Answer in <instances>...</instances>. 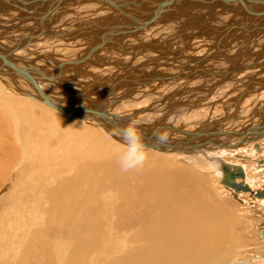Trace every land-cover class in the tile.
<instances>
[{"label":"bare ground","instance_id":"6f19581e","mask_svg":"<svg viewBox=\"0 0 264 264\" xmlns=\"http://www.w3.org/2000/svg\"><path fill=\"white\" fill-rule=\"evenodd\" d=\"M114 1L119 8L113 6L111 9L106 4L101 3L100 0H72L70 2L63 0V3L59 5V9L51 11L50 15L43 17L42 22L39 19H41L42 13L45 12L44 8H41L40 11H33L37 16L40 15L32 22L35 24L36 29L32 23L33 26H29L30 29L25 26L22 28L25 34L22 33L20 38L14 37V40L8 42V44L11 43L9 46L14 47L23 37L39 33L42 27L55 28V24L51 25V22H53L51 18L53 17L62 18L59 22L67 23L66 25L75 22L79 26L81 23L84 24L83 22L89 24L90 18H96L95 24L93 22L86 27H91V29L100 26L108 28L106 32L108 34L81 39V33H77L80 30H76L77 32L74 35L78 37L79 42L75 41L76 44L74 45L71 43L73 47H77V49L73 50L79 51L77 52L78 57L88 54L95 46L101 44L103 40L105 41L103 45L109 43L107 47L102 46L101 49H97L92 53V57L87 64V66H90L87 70L92 77H83L82 80L72 85L76 91L83 93L90 91V84L101 85L108 79H111V81H108L111 83L121 72H127L128 76L137 81H141L144 75L139 79L135 76L136 73H153L151 76L162 75L169 77V75H164V72L162 74L159 73L164 69H166V73L167 70L172 69L174 72L170 76L177 75L181 67H183L181 70L185 71L183 65L199 61L200 57L206 55V52L198 51L208 48L212 50L208 51L207 54L211 55L210 59L217 60L216 62L220 64L221 70H210L204 64L201 65L202 62L197 64L201 68L206 69V74H200L201 78L204 79L194 80L198 81L199 84L206 82L209 85L206 89L202 88V85L198 86V88H187L190 91L200 92V98H197L195 103L200 102L204 107L215 99L222 98V96H225L224 98L226 99V97H229L230 92L234 90L233 88L238 85L242 87L243 84L244 89L245 87L251 89L250 83L252 84L255 78L264 80V72H257L261 68L260 66L255 67L256 70L253 68L250 71L238 74L237 84L234 83L235 85L232 84L233 86H227L228 79L229 81L234 80L233 76H219L220 73L234 70L240 72L243 67L253 62L245 64L247 60L243 59V62L241 61L242 65L239 66V61L232 64L231 68L223 71L226 66L225 63H227L226 58L236 57L241 54L242 50L239 48L240 45L237 44V49L240 50L231 55L229 52L226 53V49H224L230 45V42H227L226 46L221 44L222 40H217L219 43L215 45L207 43L209 40L214 41V37L211 38V33H219L221 29L216 27V25L209 30L206 29V31L204 28L199 29V24L208 23L214 15L206 16L208 17L207 21H201L197 18L199 14L195 16L194 13H209L215 6L214 3L208 2L209 7L207 2L200 5L201 7H195L193 5L196 4L190 5L188 2L185 3L178 10L177 16L175 13H170L168 16L169 18L167 19L175 18V22L170 21L169 24L167 22H155L146 27L145 29L155 25L159 26V29L144 32L146 36L142 40H151V42L146 41L148 43H145V41H141V35L144 33L137 35L133 39L126 36L120 37L121 34L117 35L115 32L118 30L122 31L128 26L131 27L130 24L136 25L133 26L134 28L139 26L136 22L128 19L127 15L129 13L139 20L145 21L150 14V16L153 15L154 7L150 10H140L139 7H133V4L130 3V1L139 3V0ZM151 1L161 2L163 0H149V2H146L149 4V8ZM44 3L48 8L46 10L49 11L53 8L52 1ZM1 5L0 25L11 24L13 26L12 24L16 23V19L14 17L5 18L4 15L13 16L19 13L14 12L8 6L2 7ZM126 5L130 7L127 11L121 10V13L115 10L121 9V7ZM89 6L92 8L91 10ZM142 7L145 8L144 6ZM175 8L178 9L176 6ZM85 10L90 12H85ZM231 10L233 12L238 11L236 9ZM218 11L220 16H228L226 17L228 18L227 23H225L227 28L231 27L233 23L242 22V26L255 29V33L249 32L252 34L244 37L249 41L243 48L246 50V56L254 55L249 57V59L254 58L255 63L258 61L257 64H260L264 58L255 53L260 51L255 46V39L260 33L263 34L264 20L261 19L255 26V18L253 17H243V14H241L242 16H234L226 10L223 12L221 10ZM63 12L66 13L63 14ZM148 12L149 15H147ZM184 16L188 21H182L185 20ZM218 16H216L214 22H218L217 25H220L222 21L217 18ZM69 18L72 19L68 21ZM109 20L112 23H109ZM125 20L126 22L127 20L131 21V23H126L124 22ZM37 25L40 27L39 32H37ZM78 25L75 24L73 26ZM119 26H121L120 29L117 28ZM7 29H10V27H7ZM167 29L170 32H166L165 30ZM172 30L176 32L172 33ZM207 32H209V35L206 36ZM55 33L61 34L62 32L55 31ZM149 33L150 35H148ZM46 36L42 35L36 38H41V41L50 48L52 45L44 39ZM47 38L52 37L47 36ZM116 38H121L122 47L114 42ZM127 39L129 41L125 42ZM196 39L200 41L198 42ZM80 40L83 42H80ZM225 40L228 41V39ZM240 40L243 41L244 39ZM117 41L120 42V39H117ZM161 41L165 43V47ZM174 41L176 43L172 47L171 44ZM201 41L204 43L202 44ZM153 44L158 46V48L156 47L157 51L159 50L169 59L161 60L157 54L156 56L152 52H145V57L143 58L142 56L141 58V51L149 45L154 46ZM31 45L33 43L29 42L28 47ZM41 46L44 47V45ZM253 47L256 51L252 49ZM182 48H184V52L179 50ZM62 49L65 50L64 48ZM29 50L32 51L33 47L29 48ZM186 52H188V55L185 54ZM217 52H221L222 55H217ZM23 53L28 54V52ZM179 54L180 56L178 57ZM29 57L33 59L31 55ZM110 58L129 62L126 66H120L119 63L109 60ZM174 58L179 60L178 63L174 62L173 64ZM246 58L248 59V57ZM145 59L146 63H142ZM180 59L185 61H180ZM249 61L252 60L250 59ZM133 62L138 64L135 65ZM153 63H156L158 67ZM145 64L149 65L148 68L145 67L146 71L144 68L140 70L141 66ZM176 64L178 67L175 66ZM109 67L115 68L116 71L112 75L107 76ZM137 67L140 68L138 69ZM94 70L98 72V75ZM172 70L170 71L172 72ZM210 72L215 73L219 79L214 78L216 76H210ZM119 76L121 78V74ZM207 76L211 80H208ZM130 81H126L123 88L129 86L131 92ZM260 81L257 80L255 83ZM167 82L169 83H161V87L163 84H173L174 86L182 84L181 80ZM22 83L21 87L24 91H27L32 96H38L32 87L24 82ZM155 83L139 89L135 95L131 96L130 100V95L128 94L121 97H118L120 93L111 95V97L118 98L106 101L107 105H105V108H108L113 101L118 99H122L123 102L113 103L114 105L111 108L127 101H132L136 105L135 107H139L140 103L147 100L151 101L148 97H150L149 94L153 95L156 90ZM39 84L41 89L46 91L49 96L59 95L60 98L65 96L61 95L63 94V85H61L62 87H57L51 84L46 86L43 82H39ZM101 88H106V85H102ZM206 90L208 93H205ZM5 91L16 94H6ZM94 91L95 87H92L88 96H92ZM146 91H150V93ZM184 91L187 90L184 88L179 89L178 92L171 93L159 101L154 96L152 97L156 100L154 104L148 102V107H140L127 117H132L130 122L134 121L133 118H135V122L141 123L137 121L141 112L146 111L147 115L159 114H152L156 112V104H162L165 99L179 95ZM244 91L247 92V90ZM249 93L246 94L249 95ZM259 99L264 100V89L257 92L255 96L250 94V97L246 96L245 98L243 97L242 101L239 100L241 104L245 103L243 105L247 107V105L255 104L256 100L258 102ZM38 100L24 96L19 86L6 78H0V137L4 136L3 133L6 136V141L0 143V264H239V261H236L234 257L232 258L233 247L243 241L241 235L237 234V220L226 207L214 206L207 200L205 180L201 175L188 167L170 165L173 163L170 158L166 155L159 156L157 154H147V161L140 170L124 172L118 163V154L124 147L119 142L121 139L117 141L105 130L95 126L92 127L89 123H84V125L78 121H73L62 115L61 112L46 105L44 106ZM53 100L55 99L53 98ZM57 104L63 108L74 106V104L61 102H57ZM177 104L175 107L176 113L172 109L168 110L167 116L162 119L163 121L159 120L162 122L159 123L158 121L153 125L174 126L177 118L183 117L181 115H185V122L178 119V124L184 123L187 125V123L194 122L196 114L201 115L202 119L199 120L201 125L206 123L205 118L208 113L201 112L202 108L196 110L197 113L194 114L193 120L190 116L191 107L180 106V103ZM256 110L258 111V109ZM250 114L254 117L253 124L256 123L255 112L250 110ZM172 120H174V125ZM120 122H122V126L127 124L124 119ZM234 123L236 122L231 125H235ZM175 127L178 128V125ZM217 127L222 128L221 125H217ZM204 130L211 132L208 131L207 126H205ZM14 139L18 141L19 146L15 144ZM263 139L258 141L263 146V150L259 154L264 153ZM247 147L250 149L248 152L249 156L242 161L245 164V161L248 160L250 164L246 165V163L242 167L251 176L250 171L252 169L255 171V167L251 164L253 145ZM208 153L212 155L210 158L215 159H225L226 155L230 154L229 151ZM203 154L199 152L187 155V158L190 163H194L195 167L201 166L207 171H214L216 175L220 174L219 170L221 168L218 169V163L215 161L208 162ZM263 161H259L258 164L261 165L264 174ZM249 174L246 177V184H249V187L255 188L261 185L260 183L263 181L260 182L255 177L253 179L249 177ZM9 181H12L11 185L8 183ZM217 182H220L218 178L215 182L216 186ZM223 188L219 189V194L226 193ZM229 192L234 197L233 192ZM238 198H241V195ZM262 201L264 202V200ZM250 205L252 204L250 203ZM261 212L264 215V207L262 206ZM260 224H258L260 227L259 236L264 229V224H262L263 228H261ZM262 242L264 246V240ZM256 258L264 264V256L259 255ZM231 259L232 261L230 262Z\"/></svg>","mask_w":264,"mask_h":264},{"label":"water","instance_id":"95a60500","mask_svg":"<svg viewBox=\"0 0 264 264\" xmlns=\"http://www.w3.org/2000/svg\"><path fill=\"white\" fill-rule=\"evenodd\" d=\"M52 1L53 8L48 11L47 15H50L51 11L59 9V5L63 3V0H0V4L4 6H8L11 10L19 13L20 15L26 14V12H33L35 11L40 4L43 2H49ZM69 2L72 0H68ZM185 0H163L161 2H151V7H154L153 15L150 16L149 12L147 15H149V18L145 21H141L132 14H128L127 17L129 20L136 22L139 26L134 27H125V29L118 30L115 32L117 35L125 33L127 37L132 36L133 34L139 33L143 30H145L146 27L149 25L155 23V22H167L169 24L170 21L175 22V18L167 19L170 13H179V9H176L175 6L179 2H183ZM194 2L193 4H204V3H214V7L211 12H207L204 14L199 13L197 18L201 21H207L208 17L211 16L210 21L214 22L215 17L219 15V11H229L232 14L231 15H240L243 14V17H253L258 18L259 20H264V0H188ZM101 3H104L107 5V7L111 8L114 6L115 8H119L114 0H100ZM199 5H195L197 7ZM126 7V8H125ZM121 7V9H115L122 13L121 10L127 11L128 6ZM225 8V10H224ZM231 9L238 10L237 12H233ZM240 9V10H239ZM170 10V11H169ZM173 11V12H172ZM241 11V13H240ZM167 16V17H166ZM45 17V16H43ZM39 19L41 22L44 18ZM241 24L242 22L233 23L231 27H223L221 31H224V36L229 38L230 34L234 30H240L243 32H252L255 33V29H249L250 27H244ZM239 26V27H238ZM242 26V27H241ZM118 29L121 28V26L117 27ZM124 28V27H123ZM262 31H264V28H262ZM74 32V31H72ZM123 32V33H122ZM251 33V34H252ZM248 34V33H247ZM250 34V35H251ZM261 34V33H260ZM47 35L49 37H56L58 39H61L63 44L61 48L68 49L71 48V43H74L77 39L76 37H72L69 33L57 35V33H48L47 30L44 29V27L41 28L40 32L34 35H29L26 37H23L20 42L17 43L14 47H4L0 43V78H6L7 80L13 82L15 85L20 87V90L24 96L31 97L33 99H39L41 103L44 105L51 107L52 109H55L56 111H59L69 117H73L76 119H80L82 122L85 123H92L91 125L95 127H99L103 130H105L107 133L111 134L117 141L119 139L115 136L118 135V130L123 129L126 126H128L129 122L131 121L132 117H122L121 119H118L119 116H114L110 113V108L114 105L113 103H121L123 102L122 99H118L117 101H113L108 108H105V105H107V100L111 95H116L117 93L123 89V85L126 83V81H130V88L131 92H127L128 95H130V98H132V95H135L139 89L145 88L147 86H150L154 82H167V81H177V80H190V78L193 80L195 78L194 75H188L186 71H191L192 73L196 74H206V69H203L197 65L199 61H206L210 58L211 55H205L204 57H200L199 61H193V63H187L184 66L185 71L181 70L183 67L180 68V71L177 75H172L169 77H165L162 75L158 76H151L153 73H136V77L141 79V81L134 80L131 76H128V74H125L121 76H118L115 78L114 81L111 83L108 81H111V79L106 80L104 84H90L89 87L90 91L88 92H78L75 90V88L72 86L73 84L77 83L79 80H82L83 77L89 76L92 77V75L86 71L87 66L90 58L92 57V53L97 50L101 49L102 45L105 43L103 42L93 48L88 54H85L83 57H75L73 59L71 58H65L63 60H59L55 57H53L52 60L55 61L52 68H50L49 71H43L40 69V67L35 62H28L24 55H21L22 52H28L29 55L33 57H37L39 53H31L29 49H27V44L35 40L36 37ZM116 38L114 42L116 44H119L120 47L123 46L121 42H118ZM206 39V37H205ZM26 42H23V41ZM163 44V43H162ZM227 45V44H226ZM139 46V45H137ZM252 49H255L254 47ZM251 49V50H252ZM181 52H184V48L179 49ZM145 52H152L154 54H157L161 60H168L169 58L165 55H163L162 52L159 50L157 51L156 46H147L143 51H141V54L144 55ZM127 54V53H126ZM123 54V55H126ZM242 54V55H241ZM236 57L233 58H226L227 61H230L231 63L235 64L236 62H241L244 57H251L254 56L251 54L250 56H246L245 53L242 52ZM261 57H264V51L259 53ZM45 56V55H44ZM227 57V56H225ZM178 63V59L174 58L173 63ZM151 63V62H150ZM155 64L157 67L158 65ZM148 64H145L141 67L148 68ZM192 66V67H191ZM256 66H262L264 67V64H256ZM255 67V63H251L250 65L243 67L242 71H232V72H224L220 73L219 76H238V74H241L242 72L250 71ZM138 68V67H137ZM140 68V67H139ZM138 68V69H139ZM237 69V68H235ZM194 71V72H193ZM209 71V70H207ZM234 73V74H233ZM210 76H216L215 73H209ZM184 76V77H183ZM229 76V77H230ZM128 78V79H127ZM214 78H218L217 76ZM138 79V80H139ZM219 79V78H218ZM24 82L28 86L32 87L35 92L37 93V97L30 95L27 91H24L21 87V85ZM39 82H49L54 84V86L62 87L64 88L61 94L64 96L63 98H60L59 95L56 96H49V94L42 90L40 87ZM260 90L264 89V80H261L260 82ZM102 85H106V88H101ZM206 86V85H205ZM95 87V93H93L92 96H88L89 93H91V88ZM101 88V89H100ZM185 90L190 91L186 87H184ZM213 90V89H212ZM184 91V92H187ZM183 93V92H182ZM121 96V95H120ZM53 98L55 100H53ZM224 98L220 100L212 101L208 104H206V108L209 107H215L219 104H222L225 106V116L221 118H214L212 121H208L204 124V127L197 129L196 131H185V128L188 127L184 123L180 125V127H173L172 125H146V123H137L135 122V126L140 130V133L143 137V143L146 146V149L152 150V151H159L161 153L165 154H184V155H193L197 154L199 152L205 153V152H214V151H237L242 146H252L253 145V151L255 152H261L262 147L258 143V141L262 140L264 138V108L258 112L255 113V118L257 119L256 123L253 122V115H249L247 117V124L241 125V131L231 129H221V130H215L211 132H206L204 130L205 126H208L210 124L212 125H221L226 126V124H229L230 121L237 120L240 121L241 117L237 116V112L230 114L228 111H226V107L229 104V102H224ZM57 102L66 103V104H74L73 107L63 108L60 107ZM184 104L188 107H191L190 109H198V108H204L203 105L199 103H194V101L190 102H183L181 105ZM149 110V109H148ZM191 110V111H192ZM151 113V112H150ZM143 114H148L146 111H143L139 114V116H143ZM152 114H155L153 112ZM167 116V115H165ZM125 120L127 124H124L122 126L121 120ZM135 121V118H133ZM163 121V120H162ZM162 121H159L161 123ZM181 121H184L182 119ZM185 122V121H184ZM170 132L171 134H177V136H182L179 139H171L169 135L167 136V140L163 143H161L158 139V135H165L166 133ZM219 138H226V140L221 141ZM122 139V137H121ZM123 144L122 140L119 141ZM249 151H247L248 153ZM238 159H244L242 156H238ZM207 161L213 162L221 165L222 170H219L222 172V176L220 177V184L226 188V190L232 191L234 197L241 203V199L238 198L239 195L242 193H249L251 195L252 199H264V190L261 191H252L251 188L246 184V174L245 169L236 164L227 163L222 160V158H207ZM259 163V162H258ZM264 163V161H263ZM240 181V183L238 182ZM263 227V225H262ZM261 238H264V229L261 231L260 234Z\"/></svg>","mask_w":264,"mask_h":264},{"label":"rangeland","instance_id":"374dc122","mask_svg":"<svg viewBox=\"0 0 264 264\" xmlns=\"http://www.w3.org/2000/svg\"><path fill=\"white\" fill-rule=\"evenodd\" d=\"M146 2H149V0H139V3H134V1H130V3L131 4H133L132 6L133 7H139L140 8V10H145V9H147V10H150V9H152V7H151V5H150V8L148 7V3H146ZM151 2H153V1H151ZM156 2V1H155ZM189 3L190 5L191 4H193L192 3V1H188V0H185V1H183V2H179V3H177V5H176V7L178 8V9H181L183 6H184V4L185 3ZM196 5H203V4H196ZM142 6H144L145 8H143ZM193 6H195V5H193ZM201 7V6H200ZM130 8V7H129ZM89 9L91 10L92 8H90V6H89ZM88 9V10H89ZM88 10H85V12H90V11H88ZM15 12V11H14ZM192 12H193V10H192ZM199 12H201V11H199ZM64 13H66V12H63V14ZM189 14H192V13H189ZM195 14V16H196V14L198 15L199 13H197V12H195L194 13ZM193 14V15H194ZM176 16H177V14H175ZM17 15L15 14V15H13V16H11V15H9V16H7V15H4V17L5 18H10V17H16ZM220 16V15H219ZM217 17V18H222L223 16H220V17ZM185 17V16H184ZM73 18V17H72ZM72 18H69L68 19V21H70V19H72ZM216 18V17H215ZM52 20H53V22H51V25L52 24H55V28H54V30L55 31H59V33H61V34H66V33H69L72 37H76V35H74L75 34V32H77V31H79V25L77 24V23H75V22H73V23H71L70 25H66L67 23H64V22H59L61 19H59V18H56V17H53V18H51ZM56 19V20H55ZM59 19V20H58ZM64 19V18H63ZM92 21H91V20ZM89 19V24H91V23H93L94 22V24L96 23V18H90ZM111 19V18H110ZM179 19H183V18H179ZM185 20H182V21H188L187 19H186V17L184 18ZM19 19H17L16 20V23H13L12 25L13 26H11V24H1L0 25V43H1V45L3 44L4 46H6V47H10L9 45L11 44H8V42H11V41H13L14 39H13V36L12 35H15L16 33H18V38H20V36L22 35V33H24L23 31H22V26H23V22H22V19L20 20V21H18ZM228 20V18H226V19H224L223 21H222V23L220 24V25H217V23L218 22H212V21H208V23L206 24V27L205 26H203V27H201V28H199V29H203V28H208V27H215L214 25H216V27H218V28H220V29H222L223 27H225V23H227L226 21ZM109 23H112V21L111 20H109L108 21ZM124 22H126V20L124 21ZM18 23V24H17ZM31 22H29L28 24H27V26L29 27V26H33L32 24H34V23H32V24H30ZM84 24H85V26H89V24H86L87 22H83ZM100 23V22H99ZM98 23V24H99ZM126 23H131V21H128L127 20V22ZM214 23V24H213ZM78 25V26H73V25ZM57 25H59V27H57ZM5 26V27H4ZM38 26V25H37ZM7 27H10V29L8 30L7 29ZM13 27V28H12ZM19 27V28H18ZM33 27H35V29H36V26H35V24H34V26ZM56 27H57V29H56ZM74 27V28H73ZM163 27V26H162ZM12 28V29H11ZM38 28H39V26H38ZM51 28V27H50ZM66 28V29H65ZM77 28V29H76ZM14 29V30H13ZM51 29H53V27L51 28ZM51 29H49V27H48V30L47 31H49V32H51V33H55V31L54 30H51ZM60 29H61V32H60ZM65 29V30H64ZM196 29H198V28H196ZM77 30V31H76ZM161 30H163V29H161ZM65 31V32H64ZM67 31V32H66ZM72 31H74V32H72ZM98 31V30H97ZM107 31V30H106ZM166 32H170L168 29L167 30H165ZM173 32L172 33H175L176 31L175 30H172ZM64 32V33H63ZM101 32H102V30H101ZM178 32V31H177ZM199 32H201V31H199ZM21 33V34H20ZM88 33V32H87ZM143 32H141L140 34H142ZM221 33V34H220ZM235 33H236V35H235ZM25 34V33H24ZM125 33H123V34H121L120 35V37H122V36H126L127 37V35H124ZM137 34L138 33H136V34H133L132 36H130V37H132L133 39H134V37H136L137 36ZM197 34V33H196ZM232 34H233V36H232ZM81 35L84 37V35L81 33ZM148 35H150V33L148 34ZM207 35H209V32H207V34H206V36ZM243 35H245L244 33H242V32H240L239 30H238V33H237V30H235V31H233L231 34H230V36H229V38H227V37H225L224 36V31H220L219 33H215V34H212L211 33V36H213L214 37V41L212 42L211 40H209V42L207 41V43H211V45H215V44H218L219 42H217V40H219V41H221V44L223 45V46H226V44H227V42H230V45L229 46H227V47H225L224 49H226V53H231V55L232 54H235V53H237L240 49L242 50V51H246V50H244L245 48H243L245 45H247L248 44V41L249 40H247V39H245V38H243L244 40L242 41V40H240V39H242V38H240V37H242ZM144 36H146V33H144V34H142L141 35V41H145V43H148V42H151V40L149 39V40H142L143 39V37ZM235 36H236V39H235ZM3 39H2V38ZM83 37H81V39L83 38ZM158 37H160V36H158ZM158 37H156V38H158ZM218 37H219V39H218ZM244 37V36H243ZM77 38V40H75L76 42H79L78 40V37H76ZM131 38V39H132ZM152 38H154V37H152ZM39 39V40H38ZM216 39V40H215ZM225 39H228V41H226ZM198 42L200 41L199 39H196ZM34 40H32L31 42H33ZM38 41V42H37ZM39 41H41V38H36L35 39V41L33 42V43H35V44H33V45H31V46H29V47H27V49H29V48H31V47H33V49L35 50V49H37L36 51H35V53H39V55L36 57H33V56H31V57H33V59H30V60H28V62H35V63H37V65L40 67V69H42L43 71L45 70V71H49L50 70V68H52V66H53V64H54V60H52V61H50V60H47V58H48V56H47V54L49 53H47L46 52V55H45V53H44V51H48V46L46 45V44H44L42 41L41 42H39ZM129 40L127 39V40H125V42H128ZM146 41H148V42H146ZM164 41V40H163ZM163 41H161V42H163ZM5 44H4V43ZM76 42H74V43H72L73 45L74 44H76ZM80 42H83V41H81L80 40ZM120 42H122L121 41V38H120ZM133 42H135V41H133ZM202 42V41H201ZM232 42V43H231ZM243 42H247V43H243ZM39 43H41V44H39ZM174 43H176V41H174L172 44H171V46L173 47V45H174ZM204 42H202V44H203ZM234 43V44H233ZM62 44H63V42H62ZM72 44H70L71 45V47L72 48H68V49H65V50H63V51H61V52H58L57 53V55H56V57L55 58H57V59H59V60H63V59H65V58H71V59H73V58H75V57H77L78 56V54H77V52H79L78 50H76V51H74L73 49H77V47H73L72 46ZM109 43H107L106 45H108ZM122 44H123V42H122ZM128 44V43H127ZM220 44V45H221ZM225 44V45H224ZM237 44H239L240 46H239V48L240 49H237ZM39 45V46H38ZM41 45H44V47L43 46H41ZM112 45V44H111ZM154 45V44H153ZM46 46V47H45ZM157 48H158V46L157 45H155ZM163 46L165 47L166 45H165V43L163 42ZM41 47V48H40ZM143 47V46H142ZM214 47V46H213ZM212 47V48H213ZM233 47V48H232ZM242 47V48H241ZM263 47H264V44H263ZM260 49V47L257 49V50H259ZM51 50V49H50ZM206 50V51H205ZM210 50H212V49H204V50H200V51H198V52H206V54L208 53V51H210ZM66 51V52H65ZM108 51V50H107ZM234 51V52H233ZM242 51H241V53H242ZM80 52H82V51H80ZM21 54V53H20ZM186 55H188V52H186L185 53ZM191 54H194V53H191ZM205 54V53H204ZM23 55H25V53L23 54ZM45 55V56H44ZM141 55V58H142V56H143V58L145 57L144 55H146V54H144V55H142V54H140ZM156 55V54H155ZM208 55V54H207ZM213 55V54H212ZM157 56V55H156ZM180 56V54L178 55V57ZM155 57V56H154ZM232 58V57H231ZM262 58H264V57H262ZM252 60V61H249V60ZM248 58V59H244V60H247V62H245V64H248V63H250V62H253V63H255V59L254 58ZM254 59V60H253ZM256 59H257V57H256ZM111 60H113V59H111ZM259 60L260 61H262L260 58H259ZM113 61H115L116 63H119V64H121L122 62H123V60H121V59H119V60H113ZM179 61V60H178ZM180 61H183V59H180ZM185 61V60H184ZM183 61V62H184ZM217 60L216 59H208V60H206V61H199V62H202L201 63V65H205V67L207 66V68L209 69L210 68V70H221L220 68H221V66H220V64H218L217 62H216ZM243 62V61H242ZM53 63V64H52ZM135 65L136 64H138V63H135V62H133ZM142 63H146V59L142 62ZM213 63V64H212ZM258 63V61H256V63H255V67H257L256 66V64ZM174 64V63H173ZM261 64H264V60L262 61V62H260V64L259 65H261ZM50 65V66H49ZM225 65H232V63L230 62V61H227V63H225ZM121 66V65H120ZM176 67H178L177 66V64L175 65ZM210 66V67H209ZM199 67H200V65H199ZM255 67H254V69H255ZM261 68H259L258 69V71L257 72H260V73H262V72H264V67H262V66H260ZM113 68V67H112ZM144 68V70L146 71V69H145V67H141V69L140 70H142ZM91 69H93V68H91ZM109 69H110V67L108 68V70H107V73L109 72ZM115 69V68H114ZM262 69V70H261ZM139 70V71H140ZM165 70V71H164ZM163 71H160L161 73H159V74H162L163 72H164V75H170V74H173V72H174V70H172V69H170V70H172V72L170 71V70H167V73H166V69H164ZM256 70V69H255ZM261 70V71H260ZM95 72H97L96 70H94ZM170 71V72H169ZM147 72H149V71H147ZM189 72V71H188ZM188 72H186V73H188ZM124 74L125 73H127V72H123ZM255 73V72H254ZM189 75H194L195 76V78L194 79H196V80H201V79H204V78H201V76L199 75V74H194V73H191V71L189 72ZM199 75V76H198ZM208 77V76H207ZM234 77V80L232 81V80H230L229 81V79H228V81H227V86H229V85H231V86H233L232 84H237V81H238V78H237V75L236 76H233ZM199 78V79H198ZM192 80L191 78H190V80H182L181 82H182V84L181 85H179V86H174L173 84H171L172 86L171 87H161V83H163V82H156L155 84V91L153 92V95L152 94H149L150 95V97H148L151 101H148V102H150L151 104H154L155 102H156V100H155V98H152V97H154V96H156V98H157V101H159V100H161V99H164L167 95H168V93H171V91L173 92L174 90L176 91V90H179L180 88L182 89V88H184V87H186V88H190L192 85H194V87H198V86H201L202 88H204V89H206L208 86L206 85L205 86V84H206V82H203V83H201V84H199V83H197L196 82V80ZM208 80H211V78H209L208 77ZM212 80H214V79H212ZM178 81V80H177ZM236 81V82H235ZM43 83H45V85L46 86H48V85H54V84H52V83H49V82H43ZM165 83H169V82H165ZM205 83V84H204ZM48 84V85H47ZM234 84V85H235ZM255 84H257V85H259L260 83H255V81H252V84L250 83V86H255ZM170 85V84H169ZM157 86V87H156ZM181 86V87H180ZM240 86V87H239ZM234 90L233 91H231L230 92V95H229V97H226V99L224 98L225 96H222V98H224L225 100H223L224 102H229V104L228 105H232V106H236V108H237V110L235 111V112H237V115H239V112H240V114H241V106L243 105V103L241 104L240 102L243 100V97L245 98L246 96H248L246 93H249V96H250V94L252 95V96H255V94L257 93V92H259L260 91V86H259V88L258 89H256L255 90V88L252 90V89H248L247 87H245V89H244V85L242 84V87H241V85H238V86H236L235 88H233ZM236 89V90H235ZM30 90V89H29ZM244 90H247V92H245ZM261 90H263V89H261ZM161 91H162V93H161ZM249 91V92H248ZM6 92V94H16V93H14V92H8V91H5ZM147 93L149 92L150 93V91H146ZM93 93H95L96 94V92L94 91ZM119 93H121V94H127V92H124V88L119 92ZM155 93V94H154ZM232 93V94H231ZM184 94H186V95H184ZM199 94V95H198ZM254 94V95H253ZM184 95V97H183V99H180V98H178L179 96L178 95H176V96H171V97H169L168 99H165V101H163V103L162 104H156V112L155 113H159V114H156L157 116H159V119L162 117H164L167 113H168V110H170V109H172L173 110V112H176V110H175V107L178 105V104H176V103H180L181 104V102H190V100L192 101H194V103L196 102V99L197 98H200L199 96L201 95L200 94V92H196V91H188V92H183L182 94H181V96H183ZM235 95V96H234ZM235 97V98H234ZM142 98V97H141ZM222 98H219V99H215V100H220V99H222ZM109 99H112V97L110 96L109 98H108V100L107 101H109ZM241 101H240V100ZM176 100V101H175ZM214 100V101H215ZM233 100V101H232ZM176 102V103H175ZM231 102V103H230ZM144 103L145 102H143V103H140V106L139 107H135L136 105H134V102H132V101H127V102H124V103H122V104H119V105H116V106H114L113 108H110L111 110H110V113L112 114V115H114V116H119V118L118 119H121V116L122 117H125V116H128L131 112H134V111H136L137 109H139L140 107H143L144 106ZM199 104H201L200 102H198ZM162 105V106H161ZM171 105H172V107H171ZM182 105H184V104H182ZM182 105H180V106H182ZM228 105H227V107H228ZM239 105V106H238ZM45 106V105H44ZM165 106V107H164ZM164 107V108H163ZM223 107V108H222ZM225 106H223L222 104H219V105H217L216 106V108H218V109H221V110H223L224 111V116H225V108H224ZM227 107H226V111H228V109H227ZM239 107V108H238ZM245 108V106L243 105V108L242 109H244ZM239 109V110H238ZM163 110V111H162ZM166 110V111H165ZM196 110L197 109H193L192 111H191V113H190V116L192 117V119L194 120V114H196L197 112H196ZM181 111H183V110H181ZM201 112H207L208 113V115L207 114H205V115H207L206 116V118H205V120H207V118H211V120H213L214 118H221V117H215L210 111L211 110H209V107H207L206 108V106H204V108H202L201 110H200ZM252 111H253V109H252ZM166 112V113H165ZM229 112V111H228ZM164 113H165V115H164ZM62 115H64V116H66L67 118H69V119H72L73 121H78V122H80V123H82V124H84L85 122H82L80 119H74L73 117H69V116H67V115H65V114H63V113H61ZM193 115V116H192ZM249 115H251L250 114V112L247 114V115H243L242 117H241V120L240 121H237V120H233L232 121V123L233 122H236V123H234L235 125H231L232 123H229V125L228 124H226V126H224V129H229L230 128V125H231V129H235V130H238V131H241L242 129H241V126L240 125H242V124H245L246 126H248L249 124H247V117L249 116ZM152 116V115H151ZM181 116H183V117H181V118H177V117H175V118H177V120L176 119H174V120H176V125H174V120H172V124L174 125L173 127H175V126H177L178 125V127H180V125L181 124H178V119L179 120H182V119H184L185 118V115H181ZM196 116V119L194 120V124L193 123H187V125H188V127H186V129H185V131H196L197 129H199V128H202V127H204V125H202V126H199V125H201V121H199V120H201L202 118L199 116V114L197 115H195ZM149 117H148V115L146 114V115H143V116H139L138 117V119H137V121H139V122H145L147 119H148ZM197 118H199V119H197ZM209 120V119H208ZM149 121H151V120H148V122ZM195 121H197V122H195ZM207 122V121H206ZM253 123V122H252ZM85 125V124H84ZM90 126H92L93 127V125H91V124H89ZM4 134V136L2 135V137H0V143H4L5 141H6V136H5V133H3ZM165 135H169L170 136V138H172V139H179L180 137H182V136H177V135H173V134H171L170 135V132L169 133H166ZM1 136V135H0ZM117 137H118V139H121V136H118V135H116ZM122 140V139H121ZM219 140H221V139H219ZM264 140V139H263ZM4 141V142H3ZM222 141V140H221ZM14 142H15V144L17 145V146H19V144H18V141H16L15 139H14ZM118 144V143H117ZM119 145V144H118ZM252 151H253V149H252ZM254 152V154H255V151H253ZM146 153L147 154H157V155H159V156H163V155H166L168 158H170V160L173 162L172 164H170V165H173V166H175V165H178V166H182V167H188V168H191L192 170H194L195 172H197L199 175H201L202 177H203V179L205 180V188H206V194H207V200L209 201V202H211V204L212 205H214V206H217V207H226L227 208V210L229 211V212H231L232 213V215H234L235 216V218H236V220H237V223H238V226H237V234H239V235H241V237L243 238V241L241 242V243H238V244H236L234 247H233V249H232V252H233V254H232V258L234 257L235 259H236V261H239L238 263L239 264H262L261 262H260V260H258L256 257H259V255H262V256H264L263 254H264V249H261V248H264V246L262 245L263 244V240L264 239H262V238H260V236H259V233H260V227L258 226V224L259 223H261L260 225H261V228H263L262 227V224H264V215H263V210H262V212H261V204H258V206H257V208L256 209H254L255 208V206H253L254 204H255V200H253L252 198H251V196H250V194H245V195H243V197H242V194H241V203L237 200V199H235L233 196H232V194L228 191V190H226V189H224L223 188V186L220 184V182L218 183L217 182V186L215 185V182H216V179L218 178L219 180L221 179L220 177L223 175L222 174V172H220V174H214V171H212V170H209V171H207V170H205V169H203L201 166H198V167H195L193 164L194 163H190V160L187 158V155H175V154H163V153H161V152H158V151H152V150H146ZM206 153V155H211L210 153H208V152H205ZM205 153L203 154L204 156H206L205 155ZM249 153H247V152H245V155L243 156V157H245L246 155H248ZM177 156H179L178 158H177ZM261 159H263L264 160V156H262V157H260ZM206 159V158H205ZM223 159V158H222ZM246 159V157L244 158V159H240V161H239V159L237 158V157H234L233 156V153H231L230 152V154H228V155H226V157H225V159H223L224 161H226V162H231V163H233V164H239V165H245V164H243V161L242 160H245ZM207 160V159H206ZM209 162V161H208ZM253 166H254V164H253V162L251 163ZM246 165H248V163L246 164ZM165 166H167V165H165ZM248 167V166H247ZM14 170V169H13ZM255 170L257 171V172H261L262 174H263V170L262 169H258V166L255 168ZM254 170L252 169L250 172H251V176H250V174H249V177H252L253 179H254V177H255V171L253 172ZM14 173H15V170H14ZM222 174V175H221ZM261 174V175H262ZM264 175V174H263ZM259 178H261L262 179V177H260V176H258ZM11 182L12 181H9L8 183L11 185ZM261 182V181H260ZM239 183H240V181H239ZM8 184V185H9ZM260 186V185H259ZM261 186H263L262 184H261ZM220 188H223V190L226 192V193H221V194H219L220 192H218L219 191V189ZM251 188V187H250ZM218 189V190H217ZM252 189V191H254L255 190V188H251ZM212 192V193H211ZM222 192V191H221ZM240 196V195H239ZM238 196V197H239ZM245 196V197H244ZM247 196V197H246ZM245 198V199H244ZM260 202H262V200H260ZM248 203H251L252 205H248ZM262 207H264V205L262 204ZM258 214V217L259 218H257V217H255V215H257ZM255 258V259H254ZM232 261V259L230 260V262Z\"/></svg>","mask_w":264,"mask_h":264},{"label":"crops","instance_id":"0c3cea01","mask_svg":"<svg viewBox=\"0 0 264 264\" xmlns=\"http://www.w3.org/2000/svg\"><path fill=\"white\" fill-rule=\"evenodd\" d=\"M208 4V3H207ZM2 7L4 6V5H1ZM208 7H209V4H208ZM41 8H44V11L46 12H43L42 13V17L43 16H46V14L48 13V10H46V9H48L47 8V6H46V4L43 2L42 4H40L39 6H38V9H36L35 11H40L41 10ZM9 13V12H8ZM38 16H40V15H38ZM35 13H33V12H26V14H22V15H20V14H17V16L16 17H14V19H19L18 21H20L21 19H22V22H23V26H22V28H24L25 26L28 28V29H30L28 26H27V24L29 23V22H33V20H35V19H37V17H38ZM41 17V18H42ZM226 17H228V16H226ZM226 17H222V18H220L219 20L220 21H223L224 19H226ZM247 21H248V19H247ZM260 22V20L258 19V18H255V26L258 24ZM30 23V24H31ZM207 24V23H206ZM206 24H199V27L201 28V27H203V26H205L206 27ZM85 24H80V26H79V30H80V32H77V33H82V34H84L85 36L83 37L82 35L80 36V37H83V38H85V39H87L86 37H93V36H96V37H99V36H104V35H106V34H108V33H106L107 31H108V28H104V27H95L94 29H91V27H86V26H84ZM203 25V26H202ZM130 26L131 27H133V26H136V25H134V24H130ZM52 28V27H51ZM50 27H49V29H51ZM212 27H208V28H204L205 29V31H206V29L207 30H209V29H211ZM45 30H48V27H46V28H44ZM159 29V26H155V25H153V26H151V27H149V28H147V29H145V30H143V31H141V32H148V31H150V30H158ZM9 30V29H8ZM14 30V29H13ZM39 30H40V27L38 28V30H37V32H39ZM51 30H54V27H53V29H51ZM98 30V31H97ZM101 30H102V32H101ZM107 30V31H106ZM30 32V31H29ZM88 32V33H87ZM141 32H139L137 35L139 36L140 35V33ZM256 32V31H255ZM47 33H51V32H49V31H47ZM250 33L248 32V34L246 33L245 35H243L244 37H246V36H248ZM57 35H61V34H57ZM13 36V39H14V37H18V33H16L15 35H12ZM241 37V38H244V37ZM123 37V36H122ZM211 38H213V36H211ZM46 41H48L52 46L50 47V48H48V51H44V53H45V55H46V52L48 53L47 54V56H48V58H47V60H50V61H52V59H53V57H56V55H57V53L58 52H60L61 50H62V48H61V46H62V41H61V39H58V38H47V36L44 38ZM98 41V40H97ZM12 42V41H11ZM31 42V41H30ZM34 42V41H33ZM32 42V43H33ZM99 42V41H98ZM16 44V43H15ZM34 44V43H33ZM210 44V43H209ZM263 44H264V31H263V34H260L259 36H257V38L255 39V46H257L258 48L260 47V51H257V52H255V53H260V52H262V51H264V47H263ZM14 45V44H13ZM102 46H104V47H107V45H102ZM27 47H28V44H27ZM114 47H116V46H114ZM51 49V50H50ZM37 49H33L32 51H30L31 53H35V51H36ZM255 50V49H254ZM256 51V50H255ZM213 52V51H212ZM222 52V51H221ZM219 53V52H217V55H222V53ZM124 53V52H123ZM24 53L22 52L21 53V55H23ZM102 55V54H101ZM101 55H99V56H101ZM149 55H150V53H149ZM153 55V54H152ZM207 55V54H206ZM233 55V54H232ZM25 56V58L27 59V60H30V59H32V58H30L29 57V55L27 54H25L24 55ZM98 56V57H99ZM151 57V56H150ZM112 58H110L109 60H111ZM244 59H247V58H244ZM243 61V60H242ZM128 62L129 61H123L121 64H119V65H121V66H126L127 64H128ZM233 64V63H232ZM240 65H242L241 64V62L239 63V66ZM90 66H85V68H89ZM232 67V65H226L225 67H224V70L223 71H225V70H227L228 68H231ZM86 71H88V70H86ZM116 70L114 69V68H110L109 69V72H108V74H107V76H110V75H112L114 72H115ZM89 72V71H88ZM97 75H98V72H95ZM121 74V76H123L124 75V77H125V74H127V73H123V72H121V73H119L118 74V76ZM200 75V74H199ZM86 77V76H85ZM260 81L261 79H256L255 78V82L256 81ZM197 83H198V81H197ZM179 85H181V83L180 84H176V86H179ZM205 85H209L208 83H206ZM172 85L170 84H163V86L162 87H171ZM175 86V87H176ZM259 86L260 85H257V84H255V86H251L250 88L253 90L254 88H255V90L256 89H258L259 88ZM190 88H194V85H192ZM198 88V87H197ZM181 89V88H180ZM179 90H174L173 92L171 91V93H176V92H178ZM207 91V90H206ZM205 91V93H208V91L206 92ZM124 92H130V90H129V86L127 87V88H124ZM171 93H168V95L169 94H171ZM182 94V93H181ZM181 94H179L178 96V98H180V99H183V96H181ZM120 95L121 96H123V95H127V94H121L120 93ZM118 96V97H121V96ZM254 95V94H253ZM252 96V95H251ZM118 97H112V99H114V98H118ZM248 97H250L249 95H248ZM157 100V99H156ZM176 101V100H175ZM193 101V100H192ZM176 103V102H175ZM177 104V103H176ZM243 104H245V103H243ZM162 106V105H161ZM172 106V105H171ZM243 106V105H242ZM241 106V114L240 115H237V116H239V117H242L243 115H247L249 112H250V110L252 111V109H253V111L256 113H258V112H260L263 108H264V100L263 99H259V101L257 102V100L255 101V104H252V105H250V106H248L247 105V107H245L244 108V110L242 111V107ZM146 107H148V100L147 101H145V103H144V106H143V108H146ZM165 107V106H164ZM163 107V108H164ZM261 107V108H260ZM227 109H228V111H229V113L230 114H232V113H235V111L237 110V108L235 107V106H232V105H228V107H227ZM256 109H258V111L256 110ZM185 110V109H184ZM209 110H211L210 112L215 116V117H223L224 116V111L223 110H221V109H218V108H216V106L215 107H211V108H209ZM249 110V111H248ZM245 112V113H244ZM176 113V112H175ZM148 119L145 121V122H142V123H146V125H153V124H155L156 122H158L159 120H162L163 118L161 117L160 119H159V116H157V115H148ZM209 119V120H208ZM148 120H151V121H149L148 122ZM208 122V121H212L211 120V118L209 117V118H207V120H205V122ZM195 122H197V121H195ZM206 122V123H207ZM230 123H232V121H230ZM202 126V125H201ZM225 126V125H224ZM224 126H222V128L224 129ZM222 128H218L217 127V125H212V124H210V125H208L207 126V129H208V131H215V130H220V129H222ZM225 138H221V140H224ZM262 143V142H261ZM263 145H264V143H263ZM262 148H263V146H261ZM242 149H244V150H242ZM250 149H248V147L247 146H242L241 148H239L237 151H231V153H233V156L234 157H238V156H244L245 155V152H247V151H249ZM263 150V149H262ZM217 154H219V153H217ZM205 155H206V153H205ZM210 156H212V155H206L205 157H206V159L207 158H209ZM242 156V157H243ZM249 155H246L245 157L247 158ZM262 156H264V153L263 154H259V153H257V152H255V154H254V152L251 154V157H252V162H253V164H254V167L256 168L257 166H258V169H261V165H259L258 164V162L259 161H261V160H263V159H261L260 157H262ZM244 157V158H245ZM255 157L257 158L256 160H255ZM239 161H240V159H239ZM251 162V161H250ZM231 163V162H230ZM245 163H248V164H250L249 162H248V160L247 161H245ZM237 165H239V164H237ZM241 166V165H240ZM221 168V165L220 164H218V169H220ZM221 170H222V168H221ZM245 174H246V177H247V175L249 174V172L247 173L246 171H245ZM261 172H257L256 170H255V178L256 179H258V180H260V181H263L264 182V175L262 174ZM258 176H260V177H262V179L261 178H259ZM260 183V184H262L263 186H256L255 187V192H257V191H261V190H264V183ZM246 183H247V181H246ZM249 185V184H248ZM243 195H245V193H242V196ZM254 200V199H253ZM264 200V199H263ZM258 204H261V206H262V204L264 205V202L262 201V202H260V200L259 199H255V204L253 205V206H255V209L257 208V206H258ZM249 205H250V203H249ZM255 217H257V218H259L257 215H255Z\"/></svg>","mask_w":264,"mask_h":264},{"label":"clouds","instance_id":"9594fccd","mask_svg":"<svg viewBox=\"0 0 264 264\" xmlns=\"http://www.w3.org/2000/svg\"><path fill=\"white\" fill-rule=\"evenodd\" d=\"M122 137L123 150L118 154V163L122 171H138L147 161L146 146L140 130L132 121L123 129L118 130ZM157 139L163 143L167 140L166 135H158Z\"/></svg>","mask_w":264,"mask_h":264}]
</instances>
